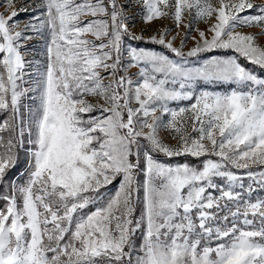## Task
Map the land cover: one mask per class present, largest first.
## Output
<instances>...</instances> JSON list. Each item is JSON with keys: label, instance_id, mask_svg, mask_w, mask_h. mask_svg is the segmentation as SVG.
<instances>
[{"label": "snow or ice", "instance_id": "1", "mask_svg": "<svg viewBox=\"0 0 264 264\" xmlns=\"http://www.w3.org/2000/svg\"><path fill=\"white\" fill-rule=\"evenodd\" d=\"M0 7V264H264V0Z\"/></svg>", "mask_w": 264, "mask_h": 264}, {"label": "rangeland", "instance_id": "2", "mask_svg": "<svg viewBox=\"0 0 264 264\" xmlns=\"http://www.w3.org/2000/svg\"><path fill=\"white\" fill-rule=\"evenodd\" d=\"M4 0H0V4H3ZM28 2V0H19V4L23 5L24 3ZM38 2V0H31V4H36ZM4 8L0 7V12H3ZM37 13L32 12V11H28V12H21L19 17L17 18L20 22V27L23 28V26L28 23L30 20H33L34 16ZM164 25H167L171 28L174 29V25L172 24L171 21H163V22H157L151 25H146L143 22L139 21V19L136 22L135 27L132 29V31H134L137 34H143L145 37V40H147V37L154 35L156 30L159 28H162ZM196 27H199L201 29H203L205 27L204 24H198V25H193V30H192V36H196L197 33L194 30ZM245 31H248V29H245ZM173 34H175V31H173ZM177 43H179V41H177ZM195 43V41L189 39L187 42V48H191L193 46V44ZM128 44L132 47H143L142 45H138L137 43H134V41H128ZM29 52L27 53L26 58L29 60H33V62L35 63L36 61H42L44 59V41L42 39H34L32 41H30L29 43ZM143 48H148V47H143ZM187 48L185 50H187ZM149 49H154L157 51H163V50H159L158 48H149ZM219 53H205L203 54L206 58L211 56V55H218ZM135 69H132L131 72H135ZM217 91H221L220 88L216 89ZM170 143H174V141H170ZM165 158L163 156L160 157V159Z\"/></svg>", "mask_w": 264, "mask_h": 264}, {"label": "trees", "instance_id": "3", "mask_svg": "<svg viewBox=\"0 0 264 264\" xmlns=\"http://www.w3.org/2000/svg\"><path fill=\"white\" fill-rule=\"evenodd\" d=\"M134 43H137L138 45H142L143 47H148V48H158L159 50H163L164 52H166L167 50L165 49H162L161 46L159 45H155V44H151V43H145L144 41H134ZM214 54V53H212ZM223 89H221L222 91ZM2 118V117H0ZM23 156L24 154L21 153V163L18 165V167L16 169L13 170V173L12 175L14 176V178L19 181L22 177V174L24 173V171L26 170L27 168V165L23 162ZM166 158H162V160H165ZM172 163H180V162H190V163H194V164H199V161L196 160L195 158H192V157H184V156H181V157H176V158H173ZM109 189H114L116 187V185H109L108 186ZM3 202L0 201V204H2Z\"/></svg>", "mask_w": 264, "mask_h": 264}]
</instances>
